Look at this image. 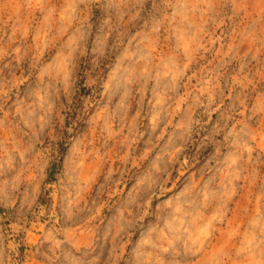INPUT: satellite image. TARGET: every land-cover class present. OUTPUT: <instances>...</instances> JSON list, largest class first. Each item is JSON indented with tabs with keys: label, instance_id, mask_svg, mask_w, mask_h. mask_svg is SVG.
<instances>
[{
	"label": "rangeland",
	"instance_id": "1",
	"mask_svg": "<svg viewBox=\"0 0 264 264\" xmlns=\"http://www.w3.org/2000/svg\"><path fill=\"white\" fill-rule=\"evenodd\" d=\"M0 264H264V0H0Z\"/></svg>",
	"mask_w": 264,
	"mask_h": 264
}]
</instances>
